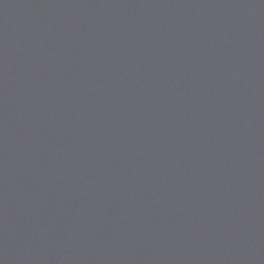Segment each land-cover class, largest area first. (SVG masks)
I'll return each instance as SVG.
<instances>
[{"label":"water","instance_id":"95a60500","mask_svg":"<svg viewBox=\"0 0 264 264\" xmlns=\"http://www.w3.org/2000/svg\"><path fill=\"white\" fill-rule=\"evenodd\" d=\"M0 264H264V0H0Z\"/></svg>","mask_w":264,"mask_h":264}]
</instances>
